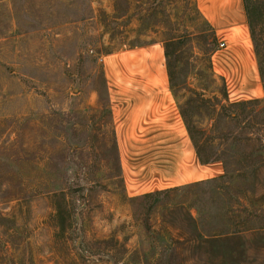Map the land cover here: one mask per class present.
I'll use <instances>...</instances> for the list:
<instances>
[{"label": "rangeland", "instance_id": "rangeland-1", "mask_svg": "<svg viewBox=\"0 0 264 264\" xmlns=\"http://www.w3.org/2000/svg\"><path fill=\"white\" fill-rule=\"evenodd\" d=\"M230 39L196 0H0V264H264V88L251 39ZM225 91L262 102L214 125ZM189 98L192 145L224 173L137 187L110 102Z\"/></svg>", "mask_w": 264, "mask_h": 264}, {"label": "crops", "instance_id": "crops-1", "mask_svg": "<svg viewBox=\"0 0 264 264\" xmlns=\"http://www.w3.org/2000/svg\"><path fill=\"white\" fill-rule=\"evenodd\" d=\"M196 3L216 36L225 32L231 42L239 43L241 40L243 45H250L243 0H196ZM220 42L226 44L224 38ZM253 81L255 86L249 87V92L260 94L259 85ZM251 94L248 99L258 98ZM165 103L162 106L166 109L162 110V106L153 100L110 102L123 172L132 175L135 180L133 184L137 187L141 184L161 187L185 185L221 176L224 173L222 162L202 164L199 161L190 137L181 124L180 113L170 109L171 100ZM160 117L167 118V123L158 120ZM174 122L179 125L180 131L169 130ZM139 130L141 133L138 135Z\"/></svg>", "mask_w": 264, "mask_h": 264}, {"label": "trees", "instance_id": "trees-1", "mask_svg": "<svg viewBox=\"0 0 264 264\" xmlns=\"http://www.w3.org/2000/svg\"><path fill=\"white\" fill-rule=\"evenodd\" d=\"M244 8L246 12L247 17V23L249 27L250 32V38L253 43V49L254 53L257 59V68L258 73L262 81V85L264 88V0H243ZM188 35L184 36H172L169 39L165 40L164 46H165V56L167 59L170 58V56L174 53V50L182 46L185 41L184 39L187 38ZM171 62L167 63V70H168V77L169 82L171 85V88L174 89L177 87V83H179L180 80L176 78L177 72L173 70V65L170 64ZM184 79V78H183ZM183 84H187V78H185V81ZM189 92H192L193 94L197 96H203L197 92L196 89H189ZM194 99L189 98L185 104L184 108L182 106H179L180 114L182 119L184 120L185 124L187 125V130L189 132L190 139L192 140L193 134L192 130L194 129L191 122V114L189 112V108H191V104L193 103ZM222 102H225L226 104H222ZM262 102V99L256 98V99H250L242 102H230L228 95L226 91L222 93V101H221V109L220 112L216 113L215 117H212L214 120V125L217 124V120L222 118V116H226L231 119V114L229 113V110H231L234 106H238L240 104L242 105H250V104H259ZM193 107V106H192ZM195 106L193 107V109ZM264 110V108H263ZM261 137L257 138V140L260 142L259 147L251 152L249 155V159L252 158L253 162L260 161V155L261 151L264 148V145L261 143ZM193 142V141H192ZM198 143H193L194 148L196 150L197 156L199 161L202 164H208L215 161H221L220 158H218L216 155H211L208 152H205L202 150V148L199 146ZM201 145V144H200ZM260 163V162H259ZM254 165H258V163H255ZM224 170L226 169V166L223 164Z\"/></svg>", "mask_w": 264, "mask_h": 264}, {"label": "built area", "instance_id": "built-area-1", "mask_svg": "<svg viewBox=\"0 0 264 264\" xmlns=\"http://www.w3.org/2000/svg\"><path fill=\"white\" fill-rule=\"evenodd\" d=\"M225 44L224 43H221L220 46L223 47Z\"/></svg>", "mask_w": 264, "mask_h": 264}]
</instances>
